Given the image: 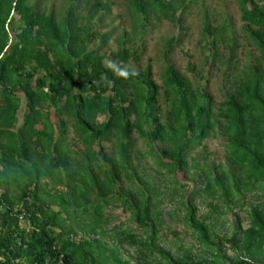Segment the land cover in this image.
<instances>
[{"label":"trees","instance_id":"1","mask_svg":"<svg viewBox=\"0 0 264 264\" xmlns=\"http://www.w3.org/2000/svg\"><path fill=\"white\" fill-rule=\"evenodd\" d=\"M93 1L67 0L57 12L0 0V264H264V0H236L243 45L251 47L238 72L232 27L213 24L203 9L200 34L213 60L232 32L224 72L239 76L221 102L174 67L171 41L160 84L149 62L129 80L105 66L106 58L137 61L153 20L187 30L183 12L198 0H125L131 29L121 26L113 50L106 47L113 28L98 26L108 2ZM17 90L26 100L19 124ZM133 132L148 150L134 147ZM217 135L224 159L207 163L203 143ZM102 140L112 154L95 148L104 149ZM147 153L170 175L195 247L157 242L161 196L138 166ZM180 172L192 184L187 194ZM195 199L208 206L205 214L198 216ZM116 204L130 225L112 221L106 207ZM227 211L235 223L220 235Z\"/></svg>","mask_w":264,"mask_h":264},{"label":"rangeland","instance_id":"2","mask_svg":"<svg viewBox=\"0 0 264 264\" xmlns=\"http://www.w3.org/2000/svg\"><path fill=\"white\" fill-rule=\"evenodd\" d=\"M66 1L67 0H40L42 5H45L48 8L52 6L57 12L60 10V6L66 4ZM93 2L96 1L94 0ZM107 2V9L101 10L102 12L105 11V13L101 20V24L98 23V26L100 32L113 28L106 46L108 50H113L116 47L118 36L121 35V26L126 28V31H129L131 29V20L129 13H127L128 10L125 0H107ZM80 4H83V1H81ZM204 7L208 9L209 18H211L213 24L228 25L232 27L234 31L233 35H235L236 40L238 41V44L235 47L236 52L233 57V61L237 58L238 63L234 66L237 67V72L241 70L248 59V55L245 53L248 52L251 47L243 45L246 40L244 39V32H242L241 29L242 22L239 18L240 12L236 0H198L196 4L191 5L183 12L184 22L187 26V30L185 31H181L177 27H174L172 21L167 18L161 17L159 20H153L151 22V27H148L145 30L146 33L143 39L145 43L144 51L140 50L142 54H140L139 59L130 63L140 70L149 62L151 65V79L160 84V78H162L161 76L164 68L162 49L166 44V42L163 41L171 35H175L176 46H174L170 53L171 63L182 74H184L185 77L190 78L193 82H197L205 91H208L215 102H221L225 98V91H230L232 89L234 81L239 76V74H237L235 78H230L228 75H225L226 72H224L226 65H224L223 61L229 58L231 44L228 39H230V33L232 32L225 31L224 35L227 40L223 43H219V54L215 60H213L212 55L214 51L210 50V52L207 49L205 45L208 40L202 38L200 34L202 29L201 16ZM90 9L91 8L82 9L81 7L80 14L84 17L89 14ZM46 11H48V9H46ZM101 11L96 13L97 16ZM79 24H81L80 19ZM147 26H149V24ZM136 39L137 37L132 42L138 45V40ZM253 55H255V53ZM188 61L193 64L192 69H188ZM197 70H201V78L198 76ZM225 76L228 78H225ZM24 101L26 100L24 99ZM159 101L162 107H166L161 96L159 97ZM21 113L22 109L18 111L19 119H21ZM51 116H53V114H51ZM101 119L102 117H99L98 121ZM131 136L135 148H138L141 151L148 150V146L144 139H142L136 132H133ZM102 144L104 149H100L98 145H96L95 148L97 149L98 147V150H102L107 154H112L113 149L110 148V141L102 140ZM203 144L208 157L207 159L212 160H206L207 163H217L224 159L223 145L219 139V135L205 140ZM74 147L82 150V144L79 142L74 145ZM197 150H200V148H197ZM195 152L191 154L193 155ZM138 166L139 171H142L148 179L154 180L156 190L159 192V197L161 196L159 208L162 211L163 224L159 228L157 242L160 245L168 247L173 240H178L183 246L193 245L195 247L191 229L185 226L180 220L183 212L180 214V211L177 210L179 197L176 194H172L171 188L173 184L170 182V175L166 173L164 174V170L161 169L160 173L156 171L157 166L154 164L149 153H147L145 157H141ZM181 175V172L176 174L177 180L179 182L183 181L186 184V188H182V190L187 194L192 187V184L187 178H184L183 175ZM247 195L252 199L255 196L254 193H247ZM195 204L198 216L206 213L208 206L200 202L199 199H195ZM117 205L118 204L113 205L110 208L106 207L107 212L110 214L114 223H118L119 221L126 222L127 213ZM239 216L241 218L242 226L246 227L248 220L245 214L239 212ZM225 220L224 225L217 229L220 235L224 232L229 234V230L235 223L234 211L225 212ZM126 224L130 225V221H127ZM128 250L132 251V248H128ZM228 252L230 253V251H227V253Z\"/></svg>","mask_w":264,"mask_h":264},{"label":"clouds","instance_id":"3","mask_svg":"<svg viewBox=\"0 0 264 264\" xmlns=\"http://www.w3.org/2000/svg\"><path fill=\"white\" fill-rule=\"evenodd\" d=\"M32 3H40V0H30ZM43 7L46 6L44 5ZM14 24L17 25L19 20L15 17L14 14ZM171 41L174 46H176V36L171 35L169 38L165 39L163 42H168ZM10 43V42H9ZM166 45V44H165ZM174 48V47H173ZM171 52V51H170ZM189 62V61H188ZM110 71H112L118 78L124 79V80H129L132 78H135L139 76V71L134 65H126V64H121L115 59L111 58H106V65H105ZM106 79V77H102L101 80L96 81L95 83L99 85L100 83H103V81Z\"/></svg>","mask_w":264,"mask_h":264},{"label":"crops","instance_id":"4","mask_svg":"<svg viewBox=\"0 0 264 264\" xmlns=\"http://www.w3.org/2000/svg\"><path fill=\"white\" fill-rule=\"evenodd\" d=\"M16 93L18 94V95H21V97H23L24 98V96H23V94H22V92L20 91V90H17L16 91ZM23 98H21V100H20V106H19V108H18V111H20L21 109H22V115L24 114V111H25V103H26V101H24V99ZM19 117V114H18V112H17V118ZM22 117L23 116H21V119H19L18 118V124L21 122V120H22ZM35 126H37V127H40L39 125H35Z\"/></svg>","mask_w":264,"mask_h":264}]
</instances>
